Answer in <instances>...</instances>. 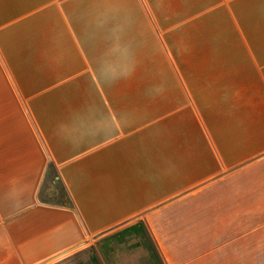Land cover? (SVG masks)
<instances>
[{
    "label": "crops",
    "instance_id": "0c3cea01",
    "mask_svg": "<svg viewBox=\"0 0 264 264\" xmlns=\"http://www.w3.org/2000/svg\"><path fill=\"white\" fill-rule=\"evenodd\" d=\"M263 242L264 0H0V264Z\"/></svg>",
    "mask_w": 264,
    "mask_h": 264
},
{
    "label": "rangeland",
    "instance_id": "374dc122",
    "mask_svg": "<svg viewBox=\"0 0 264 264\" xmlns=\"http://www.w3.org/2000/svg\"><path fill=\"white\" fill-rule=\"evenodd\" d=\"M233 23H222L219 22V29L217 28H211L210 30H208L206 33L208 34L207 36H204L205 31L202 32V36L200 37L201 32L199 33L198 31H195V37L192 39H189V44L191 42V44L193 46H200L201 44L203 45H207V44H212L213 42V37L216 36L217 34H219L221 32V30H226L228 28H233L232 27ZM236 26V24H235ZM237 28V27H234ZM209 35L211 37H209ZM179 60H185V55H181L179 54ZM50 190H48V184L45 187L44 190V198L46 199H59L60 197H62L64 195V191L60 185L59 182L56 183H51L50 185ZM107 256V252L106 250L99 248L96 251H91V253L89 252H81L79 254H77V256L71 257L69 259H67L66 261L63 262V264H121L120 260H113V259H108ZM155 258L156 261L161 262L160 258L158 257L157 253L155 254ZM132 258H129V261L131 262L132 260H130ZM108 260H110V262L112 261L113 263H110ZM233 260L232 263L234 264H264V242L262 244H259V250L257 252V257H253V258H239V259H231ZM127 257L125 258V263H127Z\"/></svg>",
    "mask_w": 264,
    "mask_h": 264
}]
</instances>
